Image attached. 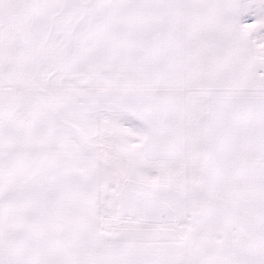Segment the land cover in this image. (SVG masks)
Instances as JSON below:
<instances>
[{
    "label": "snow or ice",
    "instance_id": "6c2138e0",
    "mask_svg": "<svg viewBox=\"0 0 264 264\" xmlns=\"http://www.w3.org/2000/svg\"><path fill=\"white\" fill-rule=\"evenodd\" d=\"M0 264H264V0H0Z\"/></svg>",
    "mask_w": 264,
    "mask_h": 264
}]
</instances>
